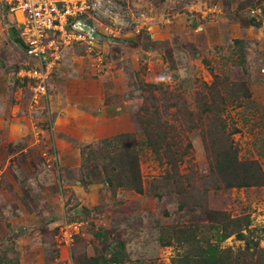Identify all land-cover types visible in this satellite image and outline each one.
Instances as JSON below:
<instances>
[{"label":"rangeland","instance_id":"1","mask_svg":"<svg viewBox=\"0 0 264 264\" xmlns=\"http://www.w3.org/2000/svg\"><path fill=\"white\" fill-rule=\"evenodd\" d=\"M85 1L36 109L0 0V264H264V0Z\"/></svg>","mask_w":264,"mask_h":264},{"label":"built area","instance_id":"2","mask_svg":"<svg viewBox=\"0 0 264 264\" xmlns=\"http://www.w3.org/2000/svg\"><path fill=\"white\" fill-rule=\"evenodd\" d=\"M15 15L20 38L25 46L28 63L17 74L28 83L33 108H49L51 104V76L60 65L65 52L74 47H92L96 43V30L85 17V0H5ZM73 231L62 229L60 246L69 248L74 243Z\"/></svg>","mask_w":264,"mask_h":264},{"label":"crops","instance_id":"3","mask_svg":"<svg viewBox=\"0 0 264 264\" xmlns=\"http://www.w3.org/2000/svg\"><path fill=\"white\" fill-rule=\"evenodd\" d=\"M2 85V84H1ZM62 88V89H61ZM60 89V93H62L63 92V90H64V88L63 87H61ZM5 95H6V89L4 90L3 89V91L0 89V96H1V98H3V100L2 99H0V106L2 107V102L4 101V104L5 105H3V107L4 108H6L8 105H9V103L8 102H6L5 101ZM60 97V99H61V101H62V99H64V98H62V96L61 95H59ZM51 98H52V94H51ZM63 103H64V100L62 101ZM61 102V103H62ZM83 102H85V103H87L88 102V100H84ZM58 104V103H57ZM50 106H51V104H50ZM58 106H59V104L56 106L57 108H58ZM88 109H89V111H92V112H94V110L95 109H97V106H94V105H92V104H90V105H88ZM92 107H94V109H92ZM101 110V109H100ZM75 111H78V110H75ZM74 111V109H71L70 110V113H68L66 116H67V119L65 120V121H68L69 122V124L70 123H73L74 122V120L71 118V115H79V114H84V113H82V111H79L78 113L77 112H75ZM87 117H89L90 119H92L93 120V115L91 114V113H88V115H87ZM79 120H81L80 118H79ZM79 125H81V124H79ZM60 148H62V147H60ZM59 148V149H60ZM67 154H68V156L66 155L65 156V154L64 153H60V159H61V162L62 163H64L65 165H66V163H74V161H75V163H78V156H70L69 155V151L67 152Z\"/></svg>","mask_w":264,"mask_h":264},{"label":"trees","instance_id":"4","mask_svg":"<svg viewBox=\"0 0 264 264\" xmlns=\"http://www.w3.org/2000/svg\"><path fill=\"white\" fill-rule=\"evenodd\" d=\"M17 36H19V35H17ZM15 39L20 44L21 47L25 48L22 40L19 37H16ZM217 249L218 248L211 246L210 249L207 251V261L210 262L211 264H216L217 256L219 255L217 252Z\"/></svg>","mask_w":264,"mask_h":264},{"label":"water","instance_id":"5","mask_svg":"<svg viewBox=\"0 0 264 264\" xmlns=\"http://www.w3.org/2000/svg\"><path fill=\"white\" fill-rule=\"evenodd\" d=\"M14 37L16 38V37H17V35L15 34V35H14Z\"/></svg>","mask_w":264,"mask_h":264}]
</instances>
